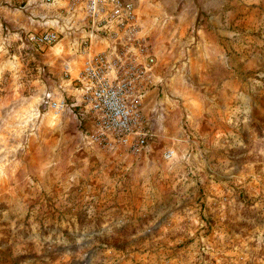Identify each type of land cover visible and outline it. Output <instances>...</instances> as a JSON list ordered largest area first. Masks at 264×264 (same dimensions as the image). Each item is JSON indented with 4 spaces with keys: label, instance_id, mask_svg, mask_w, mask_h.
Wrapping results in <instances>:
<instances>
[{
    "label": "rangeland",
    "instance_id": "1",
    "mask_svg": "<svg viewBox=\"0 0 264 264\" xmlns=\"http://www.w3.org/2000/svg\"><path fill=\"white\" fill-rule=\"evenodd\" d=\"M130 1L155 59L139 154L46 103L80 98L58 82L84 32L36 55L59 11L0 0V264H264V0Z\"/></svg>",
    "mask_w": 264,
    "mask_h": 264
},
{
    "label": "built area",
    "instance_id": "2",
    "mask_svg": "<svg viewBox=\"0 0 264 264\" xmlns=\"http://www.w3.org/2000/svg\"><path fill=\"white\" fill-rule=\"evenodd\" d=\"M43 1L59 11L55 22L61 20L63 29L28 32L26 44L36 55L57 46L63 32H84L77 49L80 67L76 69L71 61L62 65V77L76 85L80 98L68 104L65 99L54 101L47 93L49 108L57 114L68 107L79 108V114L92 120L97 138L142 153L154 134L138 88L155 59L148 54L149 44L134 4L130 0ZM165 156L169 158L170 151Z\"/></svg>",
    "mask_w": 264,
    "mask_h": 264
},
{
    "label": "crops",
    "instance_id": "3",
    "mask_svg": "<svg viewBox=\"0 0 264 264\" xmlns=\"http://www.w3.org/2000/svg\"><path fill=\"white\" fill-rule=\"evenodd\" d=\"M56 26V28L58 29V30H62L63 28H62V26H60L58 23H56V24H54L53 25V27H55ZM71 85V82H68V81H65V80H63V79H60V81L58 82V86L60 87V88H62V89H64V90H67V88L65 87V86H67V85ZM73 85V84H72ZM57 86V85H56ZM57 86V87H58Z\"/></svg>",
    "mask_w": 264,
    "mask_h": 264
}]
</instances>
